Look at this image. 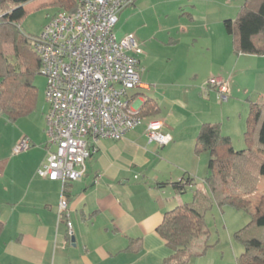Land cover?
<instances>
[{
    "label": "crops",
    "instance_id": "1",
    "mask_svg": "<svg viewBox=\"0 0 264 264\" xmlns=\"http://www.w3.org/2000/svg\"><path fill=\"white\" fill-rule=\"evenodd\" d=\"M134 2L125 11L131 17ZM227 18L231 19L223 21ZM157 22L150 40L140 35L145 23L128 32L143 48L138 55L140 84L129 92L130 105L142 111L148 103L150 112L119 139L89 140L91 152L79 178L63 185L37 173L51 149L45 140L39 144L28 140L27 149L13 153L19 138L14 132L6 151H0V264H160L170 255L157 226L165 211L190 201L195 189L208 191L203 181L208 169L204 176L197 171L207 167L210 152L197 155L195 139L204 123H219L230 137V99L238 88L229 72L233 62L229 38L222 36L218 19L216 24L200 20L192 25L160 15ZM193 29L197 33L190 32ZM259 59L264 54L236 55L235 68L238 65L239 73L252 71ZM175 60L179 67H173ZM218 74L229 83L223 102L216 88L207 84ZM260 95L264 98V90ZM151 120L161 121L159 130L170 141L148 139L146 123ZM14 167L24 170V180L15 175ZM187 176L193 183L182 188L173 184ZM62 194L66 208L60 213ZM205 241L199 237L192 247L199 250ZM207 249L185 264H204Z\"/></svg>",
    "mask_w": 264,
    "mask_h": 264
},
{
    "label": "built area",
    "instance_id": "2",
    "mask_svg": "<svg viewBox=\"0 0 264 264\" xmlns=\"http://www.w3.org/2000/svg\"><path fill=\"white\" fill-rule=\"evenodd\" d=\"M73 10H58L32 36V49L40 60L39 74L46 77V144L51 148L37 173L65 182L82 175L92 142L119 139L138 125L141 117L133 110L129 90L140 84L138 55L142 48L133 34L118 38L114 24L118 14L134 0H74ZM221 101L229 96L228 80L210 76ZM161 121L146 123V136L166 144L170 136L160 132ZM21 139L13 148L18 153L29 147ZM66 208L62 194L59 212ZM68 232L71 223L67 221Z\"/></svg>",
    "mask_w": 264,
    "mask_h": 264
},
{
    "label": "trees",
    "instance_id": "3",
    "mask_svg": "<svg viewBox=\"0 0 264 264\" xmlns=\"http://www.w3.org/2000/svg\"><path fill=\"white\" fill-rule=\"evenodd\" d=\"M27 1L0 0V115L9 121L29 114L37 101L33 80L39 73L40 60L32 49L34 35L25 33L19 25ZM52 2L59 10L71 11L75 6L74 0ZM223 24L236 54H264V0H244L236 17L225 19ZM147 105L138 111L140 117L150 112ZM244 140L245 147L234 150L219 123L200 126L194 152H210L203 178L208 191L195 189L190 201L164 212L157 232L171 253L160 264H185L205 252L207 244L198 250L192 243L207 237L205 214L214 203L250 213V221L235 232L243 245L236 264H264V186L255 202L250 198L259 180L264 179V98L249 103ZM184 179L173 184L182 188L193 183L191 176Z\"/></svg>",
    "mask_w": 264,
    "mask_h": 264
},
{
    "label": "rangeland",
    "instance_id": "4",
    "mask_svg": "<svg viewBox=\"0 0 264 264\" xmlns=\"http://www.w3.org/2000/svg\"><path fill=\"white\" fill-rule=\"evenodd\" d=\"M52 1L28 0L25 2L23 4L25 14L19 20L20 28L27 34L37 35L41 31L42 26L59 10L58 6ZM243 2L244 0H135L136 8L132 17L128 16V12L125 13V11L132 8V6L128 5L121 11L118 21L114 24V32L118 38H121L126 33L133 32L138 24L145 23L140 30V35L150 40V37L155 33L160 15H167V19L174 23L182 20L184 23L190 22L192 25L199 24L200 20H208L212 24H216L217 19L219 20L222 36H228L229 38V47L233 56V62L230 61L229 72L235 76L233 83L238 88V91L234 90V94H231L232 98L230 101L233 102V105L228 122V134H231L230 140L234 150L245 147L244 129L249 106V101L246 100L248 99L251 102L263 100V97H260V90H264V59H259L257 67L253 68L252 71L247 69V72L244 73L237 72L239 68L238 65L235 68V58L236 55L240 54L234 52L231 35H227L223 24L225 17H230L231 19L236 17ZM190 32L197 33V30L193 29ZM139 44L142 48V44L140 42ZM215 47L220 48V45ZM178 62V60L173 61V67H179L181 63ZM225 62L226 60L222 59L220 65H224ZM163 65L165 66L166 63H163ZM222 77L227 79L224 76ZM33 82L37 88V101L34 110L15 122H9L4 119L3 115H0L1 152L6 151L7 147L5 146L9 143L14 132H16L15 136L19 137L17 144L22 138L30 140L31 144L32 142L39 144L40 140L47 142V134L44 130V114L48 110L44 95L46 77L37 73ZM133 89H130L129 92ZM21 136L24 137L21 138ZM206 169L205 165L204 171H197V175L204 176ZM23 171L21 168H15L14 173L19 179L24 180ZM263 186L264 179L261 178L257 189L250 195L253 202L258 199ZM250 219V213L247 211L234 209L229 206H225L220 210L217 204L214 203L205 214V225L208 230L205 242L208 244V249L202 257L205 261L204 264H235V257L243 250V245L236 239L235 232L246 225Z\"/></svg>",
    "mask_w": 264,
    "mask_h": 264
},
{
    "label": "water",
    "instance_id": "5",
    "mask_svg": "<svg viewBox=\"0 0 264 264\" xmlns=\"http://www.w3.org/2000/svg\"><path fill=\"white\" fill-rule=\"evenodd\" d=\"M71 239H73V238L71 237Z\"/></svg>",
    "mask_w": 264,
    "mask_h": 264
}]
</instances>
